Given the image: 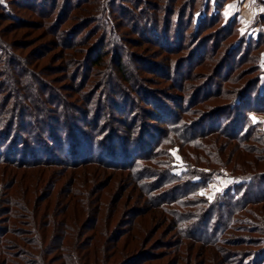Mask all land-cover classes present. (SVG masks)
Instances as JSON below:
<instances>
[{
    "label": "trees",
    "instance_id": "trees-1",
    "mask_svg": "<svg viewBox=\"0 0 264 264\" xmlns=\"http://www.w3.org/2000/svg\"><path fill=\"white\" fill-rule=\"evenodd\" d=\"M229 1L0 0V264H264V9Z\"/></svg>",
    "mask_w": 264,
    "mask_h": 264
},
{
    "label": "rangeland",
    "instance_id": "rangeland-1",
    "mask_svg": "<svg viewBox=\"0 0 264 264\" xmlns=\"http://www.w3.org/2000/svg\"><path fill=\"white\" fill-rule=\"evenodd\" d=\"M231 2H234V4H231V6H228L227 8L225 6L224 8L226 18H231L234 15H237L238 27H239L240 32L243 34H246L247 36L256 37L257 28L254 27L255 18H256L257 13H259L260 11L264 9V6H261L257 2V0H232V1H229L228 3H231ZM17 33H18V36L20 37V34L22 33V31L17 32ZM26 36L27 35H25L24 37L22 35L21 38H27ZM32 38L33 36L28 37V40H31ZM262 61L264 63V53L262 55ZM251 117L255 118L253 119L255 122L261 123L262 129L264 130V113L255 112L251 115ZM176 150L177 149H174V154L177 158L176 162H174L176 165L174 172L181 173L185 168L183 167V161L179 153ZM232 183H234V180L232 176L230 175V171L225 169L221 175H217L216 177L209 180V185L201 190V194L205 195L206 197L210 199H213L217 193L223 192ZM118 218H119V214L116 215L115 221H117ZM160 233L162 232L159 231L157 235H159ZM163 262L164 261H161L155 264H162Z\"/></svg>",
    "mask_w": 264,
    "mask_h": 264
},
{
    "label": "crops",
    "instance_id": "crops-1",
    "mask_svg": "<svg viewBox=\"0 0 264 264\" xmlns=\"http://www.w3.org/2000/svg\"><path fill=\"white\" fill-rule=\"evenodd\" d=\"M234 2H235V1H234ZM234 2L227 3L226 8H227L228 6H231V4H234Z\"/></svg>",
    "mask_w": 264,
    "mask_h": 264
},
{
    "label": "snow or ice",
    "instance_id": "snow-or-ice-1",
    "mask_svg": "<svg viewBox=\"0 0 264 264\" xmlns=\"http://www.w3.org/2000/svg\"><path fill=\"white\" fill-rule=\"evenodd\" d=\"M253 119H255V118H253Z\"/></svg>",
    "mask_w": 264,
    "mask_h": 264
}]
</instances>
